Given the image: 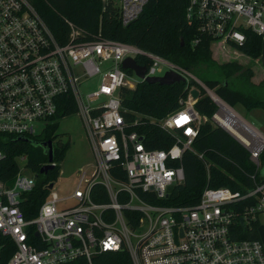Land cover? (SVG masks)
<instances>
[{"label": "built area", "instance_id": "1", "mask_svg": "<svg viewBox=\"0 0 264 264\" xmlns=\"http://www.w3.org/2000/svg\"><path fill=\"white\" fill-rule=\"evenodd\" d=\"M149 1L102 0L104 6L109 2L119 8L124 27L139 19ZM186 18L200 35L224 47L244 46L245 31L264 36V0H189ZM70 26V40L60 44L28 0H0V137L40 136L59 123V109L70 97L96 158L92 171L80 175L68 197L61 198L54 183L32 220H26L20 205L22 195L35 189L36 175L20 167L12 187L0 180V234L16 245L9 264H95L103 254L124 250L133 264H264V244L236 240L232 231L238 213L230 206L253 199L255 205L244 210L243 221L264 214V182H255V176L254 188L245 193L207 186L195 205L159 204L171 187L185 182L183 154L192 150L206 120L196 111L191 92L183 108L160 121L175 135V144L151 150L142 134L130 131L122 90L168 72L187 83L199 82L218 107L212 121L248 151L258 168L264 134L177 64L105 39L101 32L97 39L82 41L80 31ZM127 59L146 69L144 79L123 68ZM95 77H100L99 86L83 95L82 86ZM213 96L247 125L231 118ZM4 158L0 139V162ZM26 161L25 156L18 158V163Z\"/></svg>", "mask_w": 264, "mask_h": 264}, {"label": "trees", "instance_id": "2", "mask_svg": "<svg viewBox=\"0 0 264 264\" xmlns=\"http://www.w3.org/2000/svg\"><path fill=\"white\" fill-rule=\"evenodd\" d=\"M51 29L60 44L70 40L71 25L80 31L82 41L97 39L116 40L153 52L189 71L207 88L233 108L243 105L247 109L264 107L263 99L254 95L256 87L251 79L253 71L238 62L218 64L213 59L212 40L200 35L186 18L189 0H150L138 20L128 27L121 24L119 8L112 3L105 6L102 0H28ZM246 43L239 51L256 60L262 52V36L245 31ZM199 39L198 43L195 40ZM140 64L146 65L143 60ZM131 73V72H130ZM200 93L194 107L203 120L192 150H186L182 158L185 182L170 188L168 196L159 202L163 206H192L199 202L205 188L227 187L234 192L245 193L254 188L255 182H264V152L258 168L248 151L226 130L216 125L212 118L218 110L207 92L194 80L161 86L139 83L135 89L122 90L123 115L130 124V131L144 137L151 150H168L175 144V135L162 128L160 120L184 107L193 87ZM57 116L77 113L72 98ZM58 124V123H57ZM5 158L0 162V180L12 187L20 171L18 158H27L26 168L36 175L37 184L30 193L22 195L20 205L26 220L38 216L48 197L49 185L56 183L61 163L71 144L58 140L56 124L38 137L3 135L0 137ZM53 143L56 167L41 174L49 162L48 143ZM46 144V146H45ZM203 156V158H200ZM255 176V182L252 177ZM106 201V198L103 199ZM255 205L246 199L230 206L238 213L232 226L236 240H257L264 244V224L260 218L243 221L244 210ZM16 251L14 241L0 234V264H9ZM84 262V261H83ZM82 262V264H84ZM95 264H133L127 251L106 253Z\"/></svg>", "mask_w": 264, "mask_h": 264}, {"label": "rangeland", "instance_id": "3", "mask_svg": "<svg viewBox=\"0 0 264 264\" xmlns=\"http://www.w3.org/2000/svg\"><path fill=\"white\" fill-rule=\"evenodd\" d=\"M214 45L211 43V46ZM216 46V45H214ZM213 47V46H212ZM233 53H224L219 48H214L213 51V59L218 64H224L227 62H231L232 59L237 56H233ZM250 59L240 58V61L244 63V65L249 62L251 65H255V63ZM260 67L261 70L264 71V36L262 38V52L260 58ZM247 65V64H246ZM133 77L136 79L135 75ZM257 77H261V75L257 74ZM197 78V77H196ZM198 79V78H197ZM199 80V79H198ZM202 84H204L201 80H199ZM196 82V81H195ZM100 84V77H95L86 83L81 88V92L83 95H86L96 89ZM200 85L199 82H197ZM205 85V84H204ZM204 89L202 85H200ZM192 90H197L200 93L199 87H193ZM191 90V92H192ZM206 91V89H204ZM207 92V91H206ZM208 95V92H207ZM189 101V98L186 99V102ZM235 111L238 112L241 116L245 118L247 122L255 126L257 129L264 126V110L261 109L259 118L255 117V114L252 112H247L243 109L242 106L237 105L234 107ZM59 123L56 124V133L58 135V140L63 141L64 143H70L71 146L66 153L62 163H61V171L58 176V179L55 183V190L59 194L61 198L68 197L76 188L78 178L83 172H91L92 168L95 165V154L92 148L91 141L89 139L87 130L84 126V122L78 113L71 116H58ZM260 119V120H259ZM163 120V119H162ZM160 120V121H162ZM259 127V128H258ZM52 126L50 127V129ZM264 134V131L262 130ZM20 167L24 168L26 166L25 162H19ZM29 174V173H28ZM262 223L264 224V214L260 216Z\"/></svg>", "mask_w": 264, "mask_h": 264}, {"label": "water", "instance_id": "4", "mask_svg": "<svg viewBox=\"0 0 264 264\" xmlns=\"http://www.w3.org/2000/svg\"><path fill=\"white\" fill-rule=\"evenodd\" d=\"M123 68L125 70H131L134 71L141 79H144L146 69L144 67L139 66L134 60L127 59L123 63ZM184 82L187 83V79L177 73L174 72H168L163 77H154V78H148L146 79V83H149L151 85L159 84L161 86L165 85H172L175 83ZM191 95L194 100L197 101L199 98V91L192 90ZM46 146V144H45ZM48 153H49V162L48 164L44 165L42 169L40 170L41 174H47L49 171H52L55 168V165L53 164L54 158H53V143L52 141H49L48 143ZM54 187V183L49 185V190H52Z\"/></svg>", "mask_w": 264, "mask_h": 264}, {"label": "crops", "instance_id": "5", "mask_svg": "<svg viewBox=\"0 0 264 264\" xmlns=\"http://www.w3.org/2000/svg\"><path fill=\"white\" fill-rule=\"evenodd\" d=\"M212 44L216 45H212L211 46V50H212V54H213V51H214V48H219L221 49L222 52L224 53H233V56H235L231 62H238L240 64H242L243 66H245L246 68H250L252 71H253V77L251 79V82L258 88L254 89L255 90V93L254 95L258 96L259 98L263 99L264 101V71L261 70V67H260V58L256 59V60H253L251 59L249 56L245 55L244 53H242L241 51H239L238 49L236 48H232V47H229V46H223L221 43H218V42H212ZM232 56V57H233ZM240 58H246V59H250L248 61H253L255 63V65H251L249 62H247L245 65L243 62L240 61ZM230 62V61H229ZM227 62V63H229ZM223 64V63H222ZM257 74L261 75V77H257ZM243 107V109L245 111H247L248 113L249 112H252L253 114H255V117L258 119L259 118V115L261 114L260 111L261 109L264 110V107H259V108H253V109H247L246 107H244L243 105H240ZM260 120V119H259ZM259 128V127H258ZM259 130L262 132V130L264 131V126L261 128H259ZM261 220V219H260ZM262 222V221H261Z\"/></svg>", "mask_w": 264, "mask_h": 264}, {"label": "bare ground", "instance_id": "6", "mask_svg": "<svg viewBox=\"0 0 264 264\" xmlns=\"http://www.w3.org/2000/svg\"><path fill=\"white\" fill-rule=\"evenodd\" d=\"M215 98V100H217V102L219 104H221L224 108L228 109L229 115L231 116V118H233L235 121H237L238 123H240V125H247L244 120L242 118H240L235 112H233L232 110H230L227 106H225V104L218 99L217 96H213ZM230 131H232V129L229 127V125H225ZM233 133L235 134V131H233Z\"/></svg>", "mask_w": 264, "mask_h": 264}, {"label": "snow or ice", "instance_id": "7", "mask_svg": "<svg viewBox=\"0 0 264 264\" xmlns=\"http://www.w3.org/2000/svg\"><path fill=\"white\" fill-rule=\"evenodd\" d=\"M184 119H186V118H184Z\"/></svg>", "mask_w": 264, "mask_h": 264}]
</instances>
